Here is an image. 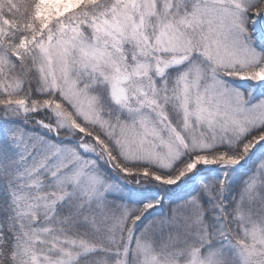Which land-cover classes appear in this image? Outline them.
<instances>
[{"label": "snow or ice", "instance_id": "obj_1", "mask_svg": "<svg viewBox=\"0 0 264 264\" xmlns=\"http://www.w3.org/2000/svg\"><path fill=\"white\" fill-rule=\"evenodd\" d=\"M0 264H264V0H0Z\"/></svg>", "mask_w": 264, "mask_h": 264}]
</instances>
